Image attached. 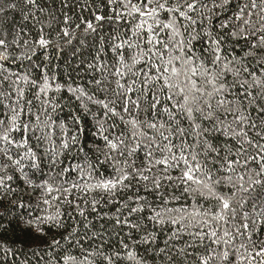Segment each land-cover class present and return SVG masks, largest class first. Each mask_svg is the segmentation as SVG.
<instances>
[{
  "label": "snow or ice",
  "instance_id": "obj_1",
  "mask_svg": "<svg viewBox=\"0 0 264 264\" xmlns=\"http://www.w3.org/2000/svg\"><path fill=\"white\" fill-rule=\"evenodd\" d=\"M22 3L0 0L3 261L264 264V0Z\"/></svg>",
  "mask_w": 264,
  "mask_h": 264
},
{
  "label": "trees",
  "instance_id": "obj_2",
  "mask_svg": "<svg viewBox=\"0 0 264 264\" xmlns=\"http://www.w3.org/2000/svg\"><path fill=\"white\" fill-rule=\"evenodd\" d=\"M18 7H23V3L22 0H16ZM0 19H3L2 17H0ZM20 21V14L18 12H13L10 14L8 23L9 25L16 23L19 24ZM105 28H107V25L105 26ZM72 63L75 64L76 63V58H72ZM14 67V66H13ZM68 71H72V69H68ZM67 110H65L64 113H61V117H63L64 115H66ZM37 243H39L37 241ZM30 255V253H29ZM17 257L19 259H23V254L19 252V244H17ZM11 258V257H9ZM0 261H3V253H0ZM3 264H7V261H3Z\"/></svg>",
  "mask_w": 264,
  "mask_h": 264
}]
</instances>
